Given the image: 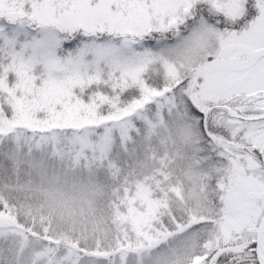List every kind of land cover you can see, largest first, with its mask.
Instances as JSON below:
<instances>
[{
    "label": "snow or ice",
    "instance_id": "obj_1",
    "mask_svg": "<svg viewBox=\"0 0 264 264\" xmlns=\"http://www.w3.org/2000/svg\"><path fill=\"white\" fill-rule=\"evenodd\" d=\"M0 264H264V0H0Z\"/></svg>",
    "mask_w": 264,
    "mask_h": 264
}]
</instances>
